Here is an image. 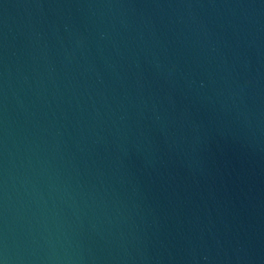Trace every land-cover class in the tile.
<instances>
[{
    "label": "water",
    "instance_id": "1",
    "mask_svg": "<svg viewBox=\"0 0 264 264\" xmlns=\"http://www.w3.org/2000/svg\"><path fill=\"white\" fill-rule=\"evenodd\" d=\"M0 264H264V0H0Z\"/></svg>",
    "mask_w": 264,
    "mask_h": 264
}]
</instances>
